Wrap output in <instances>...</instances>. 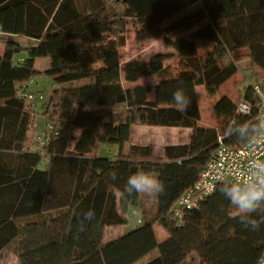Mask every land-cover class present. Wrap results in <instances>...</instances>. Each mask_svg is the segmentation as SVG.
Listing matches in <instances>:
<instances>
[{"label":"trees","instance_id":"trees-1","mask_svg":"<svg viewBox=\"0 0 264 264\" xmlns=\"http://www.w3.org/2000/svg\"><path fill=\"white\" fill-rule=\"evenodd\" d=\"M127 19L138 25L137 43L162 38L179 67L165 65L166 54L121 64ZM0 33L36 42H7L0 55V251L12 252L19 264H181L191 254L204 264H257L264 224L253 231L233 218L235 209L219 191L222 183L196 211L176 218L170 208L196 181L218 135L233 147L246 142L225 129L254 123V87L264 94V77L258 76L264 73V0H0ZM197 42L211 48L199 54ZM240 50L255 69L256 84L242 95L251 113H237L222 96L212 106L217 126H199L196 87L213 96L238 71ZM37 58L50 61L40 74L55 86L44 111L52 130L30 150L33 110L18 92L38 74ZM151 76L158 86L137 83ZM177 88L190 101L187 111H178L172 100ZM134 125L188 128L191 134L186 144L165 146L157 159L150 145L123 152ZM102 146L118 149L101 157ZM138 170L164 185L151 218L140 194L125 191ZM136 209L137 226L103 242L104 229L125 225ZM88 211L94 218L81 227ZM156 223L167 233L162 242Z\"/></svg>","mask_w":264,"mask_h":264},{"label":"rangeland","instance_id":"rangeland-1","mask_svg":"<svg viewBox=\"0 0 264 264\" xmlns=\"http://www.w3.org/2000/svg\"><path fill=\"white\" fill-rule=\"evenodd\" d=\"M192 10L189 9L185 13L190 12ZM138 28V25L135 20H126V33H125V45L121 48H119V59L120 63L124 64L127 61L131 60H140V61H147L152 56L156 54H166L170 56V59H168L167 62H165V65H169L171 68H178L179 62L177 54L167 45L164 44L162 38H158L155 40L145 41L143 43H137L135 39V32ZM189 34L188 32H183L180 34V36H186ZM14 41H18L19 44L22 46L30 45V41H27L23 37L15 36ZM4 41L3 37H0V44ZM26 43H28L26 45ZM211 48V45L207 42H197V49L198 53L202 54L208 49ZM244 51L240 50L235 53L237 58V65H238V71L229 78L219 89L218 91L213 95L209 96L204 88V86H198L196 87V100L197 104L200 110V121L199 126L201 127H214L217 126L219 123L218 120L214 117L212 106L213 104L222 96L227 97L232 101L234 104H237L241 99L242 95L244 94V91L249 86V84H256V78L254 77L255 69H253V66L251 65V62L243 55ZM44 61H42L41 64H43ZM259 78L261 79L264 77V73L258 74ZM258 78V77H257ZM258 78V79H259ZM155 76L151 77H145L140 79L137 83L143 84V85H149L153 86V80L156 81ZM124 87H130L133 84H128L125 82H122ZM27 91L30 93H39L43 96V99L39 102L36 101L34 103L33 109V115L35 116L34 119V127H33V136L30 134V137H28V142L33 143L36 141L43 140V134L46 130V120L44 117V111L47 105V102L50 98V95L52 91L55 89V86L52 83V79L44 74H38L33 76L27 83ZM149 98H153V94H149ZM136 128H139L138 132H140V128H142V140L143 143H149L152 144L155 148L154 150H158L163 146L164 143L167 140L174 139L178 136H181V134H176L177 130H184L187 134L190 132L188 128H176V127H161V126H147V125H134L131 128V133ZM131 136V134H130ZM38 138V139H37ZM131 139V137H130ZM161 139L165 141H160ZM130 145V140L123 146V151L126 153L127 148ZM33 147V146H32ZM117 152V147L114 146H102L99 150V155L101 157H106L109 155H114ZM155 177H157L155 174H152ZM141 196V206L144 211V215L146 217H152L155 212V206H156V196L148 197L143 194H140ZM137 215L129 214L127 215V223L126 225H121L118 227V230L120 232L118 233H124V231L133 229L137 226L136 224V218L140 217L138 209L135 210ZM156 239L158 242H162L167 237V233L160 227L158 223L154 226ZM111 233H106L103 237V240L106 241L109 238H111ZM156 252H152L150 254L151 256H154ZM194 254H191L189 257L186 258L184 261L187 263L190 259L195 260ZM147 258H149L147 256ZM147 258H144L141 260V262L145 261ZM0 262L4 264H18L17 257L12 255L11 253H1L0 254Z\"/></svg>","mask_w":264,"mask_h":264},{"label":"clouds","instance_id":"clouds-1","mask_svg":"<svg viewBox=\"0 0 264 264\" xmlns=\"http://www.w3.org/2000/svg\"><path fill=\"white\" fill-rule=\"evenodd\" d=\"M153 84L158 86L154 80ZM172 100L178 111H187L190 101L182 88H177L172 93ZM225 134L227 136L236 135L241 141L255 142L257 138L264 140V117H259L254 123L230 125L225 129ZM111 175L115 180L116 173L113 172ZM244 177L235 182H223L219 191L235 209L233 218H237L245 228L255 231L260 228L261 224H264V215H261L259 219L253 216L254 213H264V160H251ZM125 191L129 195L138 193L152 197L162 194L164 185L151 173L138 170L127 178ZM94 215L93 211L84 213L80 220L81 227L85 221L92 220Z\"/></svg>","mask_w":264,"mask_h":264},{"label":"built area","instance_id":"built-area-1","mask_svg":"<svg viewBox=\"0 0 264 264\" xmlns=\"http://www.w3.org/2000/svg\"><path fill=\"white\" fill-rule=\"evenodd\" d=\"M26 89L27 84L21 85L18 95L26 107L31 110L34 103L41 101L43 96L39 93H30ZM254 91L258 99L254 118L256 122L259 117H264V94L259 91L257 86L254 87ZM251 111L250 103L243 98L236 104V112L239 114L249 115ZM51 130L52 127L46 125L45 131L50 132ZM42 141L39 142L42 143ZM254 159L264 160V140L257 138L255 142L249 140L241 146L233 147L224 142V136L218 135L216 146L196 181L181 193L171 206L170 212L174 217L181 218L187 211L198 210L205 198L214 192L218 184L245 178L244 173L247 171L250 161ZM131 214L137 215L135 210L131 211ZM139 221L140 219L136 218V223ZM257 264H264V252L260 255Z\"/></svg>","mask_w":264,"mask_h":264},{"label":"crops","instance_id":"crops-1","mask_svg":"<svg viewBox=\"0 0 264 264\" xmlns=\"http://www.w3.org/2000/svg\"><path fill=\"white\" fill-rule=\"evenodd\" d=\"M0 37H3L4 38V41L2 42V44H0V55H2L3 54V51H4V48H5V45H6V43L7 42H15V43H17V44H19V42L18 41H14V37L15 36H13V35H8V34H2V33H0ZM24 39H26V38H24ZM27 41H30V45H27L28 43H26V45L27 46H22L21 44H19L21 47H28V46H33V45H35L36 44V42L35 41H33V40H30V39H26ZM22 58V56L20 55V56H17L16 57V61H18V60H20ZM42 61H44V63L43 64H41L42 63ZM49 64H50V61H49V59L48 58H37L35 61H34V70L38 73V74H40V73H42V72H44L46 69H48V67H49ZM37 74V75H38ZM28 86V85H27ZM40 102V101H39ZM33 117H34V119H35V116L33 115ZM33 127H34V125H33ZM132 128V127H131ZM209 128H211V127H209ZM138 130H139V128H137V130H136V128L133 130V132L131 133L130 132V134H131V139H129L130 140V145H150V146H152V149H153V154H154V156L158 159V158H162L163 157V149H164V147L165 146H167V145H181V144H186L188 141H189V138H190V134H191V130H190V132L187 134L186 132H184V130H177L176 131V134L178 133V134H181V136H178V137H176L175 138V140L174 139H171V140H167L166 142H168V143H164L163 144V146L161 147V148H159L158 150H154L155 148L153 147V145L152 144H149V143H143V140H142V133H143V130H142V128H140V132H138ZM33 133V130H31L29 133H28V137H30V134H32ZM32 136H33V134H32ZM38 139V138H37ZM160 141H165V140H163V139H161ZM129 145V146H130ZM26 146L30 149V150H33V147H32V143H29L28 141H27V144H26ZM129 146H128V148H129ZM128 148H127V151H128ZM118 149V148H117ZM124 152V151H123ZM108 156H109V154H108ZM126 225V224H125ZM119 226H121V225H117V226H109V227H106L105 229H104V232H103V237H104V235L108 232V233H111L112 235V237L111 238H109L108 240H106V241H104L103 240V242H107V241H110V240H112V239H114V238H117V237H119V236H121V235H123V234H125L127 231H129V230H125L124 231V233H118V232H120L119 230H118V227ZM7 252H9V253H11L12 255H14L12 252H10L9 250H7V249H2L1 251H0V254L1 253H7ZM195 255V254H194ZM15 256V255H14ZM190 256V255H189ZM189 256H187V257H189ZM186 257V258H187ZM18 260V259H17ZM186 260V259H185ZM184 260V261H185ZM184 261L182 262V263H184ZM181 263V264H182ZM0 264H4V263H2V262H0ZM18 264H19V262H18ZM185 264H204L203 262H202V260L201 259H199V257H197V256H195V260L194 259H190L189 261H187V263L185 262Z\"/></svg>","mask_w":264,"mask_h":264}]
</instances>
